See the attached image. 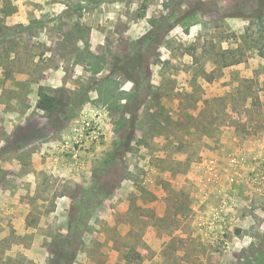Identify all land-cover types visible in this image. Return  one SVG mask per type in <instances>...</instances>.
<instances>
[{
	"label": "rangeland",
	"instance_id": "1",
	"mask_svg": "<svg viewBox=\"0 0 264 264\" xmlns=\"http://www.w3.org/2000/svg\"><path fill=\"white\" fill-rule=\"evenodd\" d=\"M262 174L264 0H0V264H264Z\"/></svg>",
	"mask_w": 264,
	"mask_h": 264
},
{
	"label": "trees",
	"instance_id": "2",
	"mask_svg": "<svg viewBox=\"0 0 264 264\" xmlns=\"http://www.w3.org/2000/svg\"><path fill=\"white\" fill-rule=\"evenodd\" d=\"M230 99H233V98L230 97ZM60 103H61V99L58 98V95L56 93H40L38 100L36 102V107L42 110L43 112L48 113L51 116V119H50L51 121H55L56 116H54V114L58 110V106ZM204 103L206 104L207 102H204ZM225 104L227 103L225 102ZM139 108H140L139 106L136 108V112L139 110ZM218 112H219L218 108H215L214 106H212L210 107L209 115L211 118H213V116L218 118L219 117ZM67 117L64 118L63 125L66 124L67 119H68ZM210 117H208L207 119L206 118L202 119V118L193 117L190 114L189 117L187 118L185 127L186 129L192 127L197 130L200 128H204L207 131V128L210 125L214 129H217V127L215 126L216 121L209 119ZM136 119L137 117L134 118V121ZM38 129H41V128H38L36 125H34L33 127H31V129H29L28 133L31 132L32 130H38ZM136 129L137 128L134 126L133 131L135 132ZM202 133H205V131L203 130ZM129 147L130 145L128 142H123L121 145V152L126 153V151L129 150ZM115 160H117V158H112L106 161L105 168L103 169V174H100L99 179L96 180V182H98L100 185L103 186L106 184H112L111 188H114L117 185V183H119L121 180L124 179V167L113 164ZM69 242L71 243L72 247H76L77 242L73 241L72 239ZM50 264H54V263L50 262Z\"/></svg>",
	"mask_w": 264,
	"mask_h": 264
},
{
	"label": "built area",
	"instance_id": "3",
	"mask_svg": "<svg viewBox=\"0 0 264 264\" xmlns=\"http://www.w3.org/2000/svg\"><path fill=\"white\" fill-rule=\"evenodd\" d=\"M261 178L264 180V174L261 175Z\"/></svg>",
	"mask_w": 264,
	"mask_h": 264
}]
</instances>
